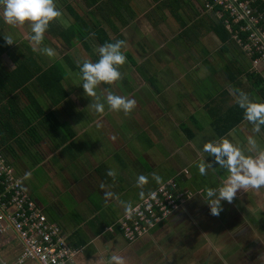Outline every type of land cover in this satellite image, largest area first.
I'll use <instances>...</instances> for the list:
<instances>
[{
  "label": "crops",
  "instance_id": "crops-1",
  "mask_svg": "<svg viewBox=\"0 0 264 264\" xmlns=\"http://www.w3.org/2000/svg\"><path fill=\"white\" fill-rule=\"evenodd\" d=\"M164 1L165 6L160 0H54L61 16L49 22L37 48L26 35L30 32L27 22L4 23L2 37L6 30H14L12 44L25 40L43 67L55 61L61 64L66 97L53 105L35 81L23 88L19 95L22 112L52 116L36 127L34 144L26 136L22 147L12 143V149L2 153L14 166L23 189L47 219L60 227L73 252L67 264H106L111 255L122 256L124 264H264V187L238 189L231 203L221 201L219 215H211L201 194L205 187L219 185L228 173L212 156L200 151L205 140L220 137L228 138L245 154L264 149V126L255 132L241 118L222 135L214 129L215 121L224 126L232 119L227 112L236 106L233 90L264 101L247 76L253 71L264 80V63L254 65L252 57L234 44L223 48L217 35L206 28L207 23L198 22L197 14L204 13L202 0ZM73 13L81 16L83 28L95 24L111 39L122 36L126 61L119 70L126 72L128 87L120 78L98 85V100L84 94L78 84V69L68 62L95 61L100 43L88 33L67 46L53 34L75 23ZM54 45L58 56L48 57L38 50ZM76 47L83 52L81 57L72 52ZM13 67V59L2 52V72ZM226 67L238 70L232 71L239 81L234 88ZM108 92L134 99L135 106L127 114L106 104L97 112L93 104L102 103ZM30 98L36 106L26 105ZM121 120L132 121L128 130ZM183 127L191 130L193 137L188 138ZM136 130L145 146L132 139L131 148L127 139L135 136ZM68 131L71 136L62 140ZM136 151L143 152L152 167L143 168ZM203 156L211 167L201 176L196 162ZM155 166L164 170L159 184L151 180L158 174L159 169L153 172ZM109 170L114 173L111 177ZM141 175L144 181L138 182ZM169 179L186 194L183 203L164 220L133 241L105 230ZM21 250L12 230L0 231V264H40L32 258L16 262Z\"/></svg>",
  "mask_w": 264,
  "mask_h": 264
},
{
  "label": "built area",
  "instance_id": "built-area-1",
  "mask_svg": "<svg viewBox=\"0 0 264 264\" xmlns=\"http://www.w3.org/2000/svg\"><path fill=\"white\" fill-rule=\"evenodd\" d=\"M264 1V0H261ZM257 0H203V7L211 10L219 5L216 14H225V28L231 31V22L238 24L239 32L248 31L245 40L239 32L233 37L241 50L252 56V63H264V9L256 5ZM231 21V22H230ZM243 21V22H241ZM184 172H187L184 170ZM169 179L157 186L142 200L125 210L116 220L105 226L108 232L117 231L133 241L147 233L158 222L175 211L184 201L186 192ZM155 192V198L150 194ZM9 210L8 213L5 211ZM12 230L19 239L22 250L16 262L25 258L40 264H67L72 250L65 242L60 227L47 219L42 209L23 189L14 166L5 159L0 150V231Z\"/></svg>",
  "mask_w": 264,
  "mask_h": 264
},
{
  "label": "clouds",
  "instance_id": "clouds-1",
  "mask_svg": "<svg viewBox=\"0 0 264 264\" xmlns=\"http://www.w3.org/2000/svg\"><path fill=\"white\" fill-rule=\"evenodd\" d=\"M61 16L60 10L55 6L54 0H0V20L15 26L27 22L30 25L29 39L40 44L44 32L49 27V22ZM5 43H14L11 35H3ZM122 41L105 42L96 48L98 58L95 61L84 59L78 65L79 83L83 92L88 97L96 98V89L101 83L112 84L121 78L119 66L123 65L126 57L122 52ZM42 54L52 56V50L47 47L38 49ZM236 106L242 109L243 119L248 121L253 131L259 132L264 126V101H257L248 93L233 90ZM111 110H119L127 114L135 106V100L117 95L112 92L103 98V102H96L93 107L97 112L103 110L104 105ZM200 151L212 156L213 160L222 169L227 170V177L216 187H205L202 199L208 205L209 213L213 216L222 211L221 201L231 203L238 189L264 187V149L254 155L245 154L228 138L220 137L205 140ZM204 155V156H205ZM204 156L196 162V169L201 176L207 174L211 164L206 163ZM108 176L114 173L109 170ZM157 184L161 182L160 176H154ZM144 176H139L138 182H143ZM109 195V193H105ZM155 198V192L150 194ZM106 264H124V259L119 255H111Z\"/></svg>",
  "mask_w": 264,
  "mask_h": 264
},
{
  "label": "trees",
  "instance_id": "trees-1",
  "mask_svg": "<svg viewBox=\"0 0 264 264\" xmlns=\"http://www.w3.org/2000/svg\"><path fill=\"white\" fill-rule=\"evenodd\" d=\"M160 1L161 6H165L167 4L164 0ZM167 1L168 0H166V2ZM256 5L260 10L264 9V1L257 0ZM201 7L204 13H202L203 15L197 14L198 22L207 23L206 28H209L217 35L223 44V48H226L228 44H234L241 49L240 44L233 37L234 33L239 32L238 24H234L230 21L232 29L229 31L224 25L227 17L226 13L220 16L216 14L217 8L220 7L219 5L215 4V6H212L211 10H207L203 7L202 0ZM71 15L75 19L74 24L53 32V34L59 36L67 46H71L75 39L82 40L88 33H91L100 45L105 42H112L115 40H121L123 42L121 35H117V38L111 39L103 29L99 28L95 24L91 27L85 28V26L83 28L80 25L82 23L81 16L74 13ZM3 24L4 22L0 20V27L3 26ZM198 25L199 23L196 24V26ZM247 32L248 31H241L238 33L242 42L245 40ZM2 52L10 56L14 62V67L12 69L6 70L5 72H2L0 69V150L6 154L9 152L8 150L12 149V143L16 144L18 147H22L21 143L26 140V136L29 141L32 142L31 144H34L38 139L36 127L38 124L45 122L48 119L50 120L52 116L48 113H42L39 115L32 114V116H28L22 112L19 105V95L22 89L24 88L25 90L28 88L30 82L35 81L47 94L49 101L53 105L66 97V91L61 84L64 72L61 64L58 61H55L50 65L43 67L36 58V52L25 40H22L14 45L7 44L0 34V55ZM64 57L67 58L68 55ZM68 65H70L73 69H78V65L72 64L71 61L68 62ZM232 71L238 72V70H235L234 68L226 67V72L229 75V81L231 82V86L234 88V83L237 84L239 81L237 79V74ZM247 76L252 79L254 87L258 89V92L261 94L262 98H264V80L253 71L247 73ZM54 93L57 95L54 96ZM30 103L33 106H36L35 101L32 98H30L26 105L29 106ZM239 110L240 108L234 106L227 112V117L230 118L232 116V119L224 126H222L219 121H215L214 129L218 135L224 134L233 125L239 122L241 118H243L242 112L240 110L241 113H239ZM19 113H22L21 116ZM35 120H37L36 124L34 122ZM183 129L184 131H187L188 138L193 137L194 134L191 130L185 127H183ZM71 133L72 132L69 131L64 133L62 140L69 138ZM177 187L181 190L179 185Z\"/></svg>",
  "mask_w": 264,
  "mask_h": 264
},
{
  "label": "rangeland",
  "instance_id": "rangeland-1",
  "mask_svg": "<svg viewBox=\"0 0 264 264\" xmlns=\"http://www.w3.org/2000/svg\"><path fill=\"white\" fill-rule=\"evenodd\" d=\"M25 33V32H24ZM24 33L22 32V34H23V36H24ZM9 34H11V35H14V37H13V39H16L15 38V35H16V33L14 32V30H12V29H9V30H6L5 31V35H9ZM21 34V35H22ZM26 35L28 36V39H29V35H30V32L28 31V33L26 32ZM19 37V36H18ZM26 38V37H25ZM29 42H31V40L29 39ZM32 43V42H31ZM34 46V48H37L38 46H40L39 44H36L35 42H34V44H33ZM47 48H49V49H51L52 50V56L53 55H56V56H58L59 55V51H58V53H57V51H56V49L58 48V46L57 45H54L53 47L52 46H46ZM73 53H74V55L75 56H78V57H81L82 56V51H81V49H79V48H77L76 47V49H74L73 51H72ZM81 53V54H80ZM39 54V56L41 57V55H40V53H38ZM43 55H45V54H43ZM46 56V55H45ZM48 56V55H47ZM48 57H50V56H48ZM81 59V58H80ZM3 61H4V63L8 66V67H11L12 66V63L9 61V60H6V58L5 57H3ZM125 76H127V74H126V72H124V73H122L121 72V84L123 85V86H125V87H128V82H129V80L127 79V78H124ZM121 123H123V124H125V130H128L129 128H130V126H131V124H132V121H123V120H121ZM122 124V125H123ZM137 134H138V131L136 130V134H135V136H133L132 138H130V139H127V141H128V144H127V146L128 145H130V147L131 148H133L132 146V139L134 140H137V141H139V144L141 145V147H143V146H145V141H144V139L142 138V136H140V137H138L137 136ZM141 153H143V152H141ZM139 151L137 152L136 151V157H137V159H138V161L140 162V164L143 166V168H146L148 165H149V167H152V165L149 163V161L144 157V155H142ZM120 155H122L123 154V152L122 151H120V153H119ZM28 158V157H27ZM26 161H28V159H24V162H26ZM109 160L107 159L106 160V162H108ZM126 162V161H125ZM111 165H113V164H111ZM126 165V164H125ZM124 165V166H125ZM156 168V169H155ZM155 168H154V170H153V172H156L158 169V176H160L161 178H163L164 176H163V174H164V170H163V167H161V166H155ZM130 171H134V169L133 168H130ZM156 175V176H157ZM153 177H154V175H153ZM151 180H154L153 178L151 179ZM155 181V180H154ZM156 182V181H155Z\"/></svg>",
  "mask_w": 264,
  "mask_h": 264
}]
</instances>
